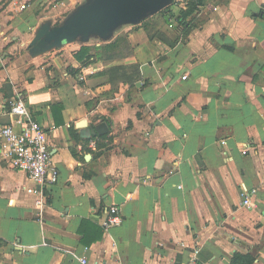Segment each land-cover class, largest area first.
<instances>
[{"label":"crops","instance_id":"1","mask_svg":"<svg viewBox=\"0 0 264 264\" xmlns=\"http://www.w3.org/2000/svg\"><path fill=\"white\" fill-rule=\"evenodd\" d=\"M38 1L0 0V126L22 96L59 179L38 213L0 154V264H264V0H180L52 48L39 28L84 4Z\"/></svg>","mask_w":264,"mask_h":264},{"label":"built area","instance_id":"2","mask_svg":"<svg viewBox=\"0 0 264 264\" xmlns=\"http://www.w3.org/2000/svg\"><path fill=\"white\" fill-rule=\"evenodd\" d=\"M179 2L180 0H172L171 6H177ZM25 8V4L19 6L20 10ZM182 79L185 80L186 76H182ZM9 115L12 118L11 122L0 126V154L10 168L26 173L34 183V193L37 195L35 207L38 213H42L45 205V191L48 186L56 184L59 179L58 169L52 163L46 142L47 131L34 119L20 95H16L10 101ZM247 150L248 148H244L242 153L245 154ZM254 193L255 190H251V194ZM242 205L252 206L248 194H242ZM121 221L118 208L111 206L102 221V227L107 230L112 226L120 225ZM193 249L195 258L199 249ZM81 263L87 264L86 259L82 258Z\"/></svg>","mask_w":264,"mask_h":264},{"label":"water","instance_id":"3","mask_svg":"<svg viewBox=\"0 0 264 264\" xmlns=\"http://www.w3.org/2000/svg\"><path fill=\"white\" fill-rule=\"evenodd\" d=\"M172 0H89L67 20L54 27L44 24L33 37L37 47H60L90 33L104 37L120 22H138L142 17L167 7ZM81 125L84 122L80 123ZM94 134L95 131L92 130Z\"/></svg>","mask_w":264,"mask_h":264},{"label":"trees","instance_id":"4","mask_svg":"<svg viewBox=\"0 0 264 264\" xmlns=\"http://www.w3.org/2000/svg\"><path fill=\"white\" fill-rule=\"evenodd\" d=\"M201 2L202 0H193L189 3L188 8L190 9L191 7H195V4H200ZM177 19H178V22L182 24L181 19L179 17H177ZM105 47H110V45H106ZM91 50L92 48L90 46H85V45L81 46L79 50L75 51L73 55L74 59L82 64L87 63L88 59L91 58V55H90ZM136 77L137 76H135V78ZM252 262H253V258L251 256L236 253L233 255L230 264H252Z\"/></svg>","mask_w":264,"mask_h":264},{"label":"rangeland","instance_id":"5","mask_svg":"<svg viewBox=\"0 0 264 264\" xmlns=\"http://www.w3.org/2000/svg\"><path fill=\"white\" fill-rule=\"evenodd\" d=\"M31 1H36V0H31ZM88 1L89 0H80L79 2L80 3H82V4H87L88 3ZM39 3H44V8H43V6L42 7H40V10H39V12H41V13H44L46 16H50V15H53L54 17H55V15H54V11H52L53 9H52V5L55 3L54 2V0L52 1V0H39L38 1ZM79 3V4H80ZM51 4V5H50ZM79 6V5H78ZM82 6V5H81ZM42 9V10H41ZM63 18L61 19V18H56V20L58 21L57 23H58V25H61V24H63L66 20H67V18L68 17H64V15L62 16ZM63 20V21H62ZM62 21V22H61Z\"/></svg>","mask_w":264,"mask_h":264}]
</instances>
